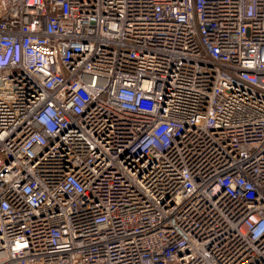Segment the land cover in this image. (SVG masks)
Listing matches in <instances>:
<instances>
[{"label":"built area","instance_id":"obj_1","mask_svg":"<svg viewBox=\"0 0 264 264\" xmlns=\"http://www.w3.org/2000/svg\"><path fill=\"white\" fill-rule=\"evenodd\" d=\"M0 264H264V0H0Z\"/></svg>","mask_w":264,"mask_h":264}]
</instances>
